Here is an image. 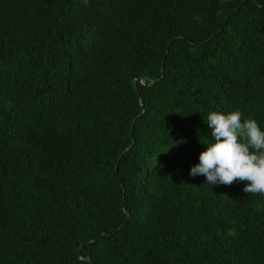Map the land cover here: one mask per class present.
I'll use <instances>...</instances> for the list:
<instances>
[{
  "label": "trees",
  "instance_id": "obj_1",
  "mask_svg": "<svg viewBox=\"0 0 264 264\" xmlns=\"http://www.w3.org/2000/svg\"><path fill=\"white\" fill-rule=\"evenodd\" d=\"M217 109L264 127V0H0V264H264Z\"/></svg>",
  "mask_w": 264,
  "mask_h": 264
},
{
  "label": "clouds",
  "instance_id": "obj_2",
  "mask_svg": "<svg viewBox=\"0 0 264 264\" xmlns=\"http://www.w3.org/2000/svg\"><path fill=\"white\" fill-rule=\"evenodd\" d=\"M203 120L205 147L189 175H202L211 186L246 181L243 192L264 195V127L238 109L209 110Z\"/></svg>",
  "mask_w": 264,
  "mask_h": 264
},
{
  "label": "water",
  "instance_id": "obj_3",
  "mask_svg": "<svg viewBox=\"0 0 264 264\" xmlns=\"http://www.w3.org/2000/svg\"><path fill=\"white\" fill-rule=\"evenodd\" d=\"M132 83H133V85H134V87H135V79H132ZM121 155V154H120ZM120 155H119V157H120Z\"/></svg>",
  "mask_w": 264,
  "mask_h": 264
}]
</instances>
